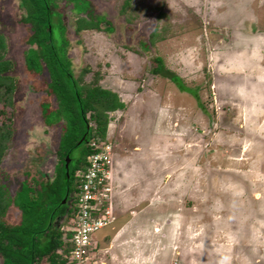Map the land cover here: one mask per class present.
<instances>
[{
	"label": "rangeland",
	"instance_id": "rangeland-1",
	"mask_svg": "<svg viewBox=\"0 0 264 264\" xmlns=\"http://www.w3.org/2000/svg\"><path fill=\"white\" fill-rule=\"evenodd\" d=\"M85 1L113 32L78 35L65 12L75 73L89 66L90 81L99 72L101 86L126 106L108 130L112 193L121 203L109 207L116 219L143 210L136 225L146 231L126 235L140 251H92L91 264H264V0H135L132 24L120 12L125 0ZM10 2L0 0V31L20 78L24 30ZM157 57L180 84L150 74ZM39 96L21 84L16 137L4 159L10 173L43 143V168L53 169L60 136L32 106ZM158 223V237H149ZM151 243L153 254L140 253Z\"/></svg>",
	"mask_w": 264,
	"mask_h": 264
},
{
	"label": "trees",
	"instance_id": "trees-1",
	"mask_svg": "<svg viewBox=\"0 0 264 264\" xmlns=\"http://www.w3.org/2000/svg\"><path fill=\"white\" fill-rule=\"evenodd\" d=\"M79 2H86L89 7L80 9ZM134 2L125 0L120 9L129 24L136 19ZM8 4L24 30L25 51L19 78L16 64L8 59L7 38L0 31V263L73 264L71 229L78 215L77 201L84 175L90 158L97 152L93 145L109 144L114 150L108 140L111 115L126 106L120 95L101 86L99 72L90 81L86 80L92 74L89 66L76 75L70 57L72 41L62 18H67V11L75 16L78 35L113 32V27L85 0H11ZM157 11L161 19L162 9ZM153 62L151 75L181 83L179 77L167 71L160 57ZM24 82L40 95L32 106L40 111L44 128L58 133L60 139L54 151L53 169L43 168L48 156L43 143L31 162L10 173L4 159L16 137L15 123L22 109L18 94ZM195 97L199 98L197 92ZM85 137L86 142L81 144ZM114 163L113 158L112 169Z\"/></svg>",
	"mask_w": 264,
	"mask_h": 264
},
{
	"label": "built area",
	"instance_id": "built-area-1",
	"mask_svg": "<svg viewBox=\"0 0 264 264\" xmlns=\"http://www.w3.org/2000/svg\"><path fill=\"white\" fill-rule=\"evenodd\" d=\"M97 152L90 158V167L84 175L78 195V215L71 230L73 264H89V249L92 236L111 226L113 216L109 202L112 198L113 147L109 144H94Z\"/></svg>",
	"mask_w": 264,
	"mask_h": 264
},
{
	"label": "crops",
	"instance_id": "crops-1",
	"mask_svg": "<svg viewBox=\"0 0 264 264\" xmlns=\"http://www.w3.org/2000/svg\"><path fill=\"white\" fill-rule=\"evenodd\" d=\"M116 170L117 169L114 166L112 169V181L111 182H113V180H114V175H115ZM111 204H112V206H114V204L115 205L121 204V203H119L118 197L113 196V193H112V198H111ZM142 212H143V210L139 211L138 213L135 211H132V212L127 211V212H125V214L123 216L120 215L116 219L115 223L111 226V229H109V231H107L106 233H103L101 235V237H96V240L93 241L92 251L97 252V251H103L104 250L106 253H108V252L112 253L115 250L116 252L119 253L118 256H120L121 254L128 255V252L130 250L140 251V247L138 246V244L137 243H132V244L129 243V241H128L129 238L126 237V235L130 234V236L132 235L133 239H136L137 237H140L139 235L146 232V231H143L142 226L139 227L136 225V222H138L137 217L142 215ZM133 227H134V229H132ZM150 227H151V225L149 226V228ZM154 228L155 229L153 231L152 230L148 231L149 232L148 234H150L149 237H152V238L154 236L158 237V235H159L158 233L161 232L162 227L158 223V224L154 225ZM109 237L111 238L110 240L108 239ZM164 238L165 237L163 236V239ZM152 244L153 243H151V247L149 249L147 248L145 251L140 252V253H145V254H149V255L153 254L154 252H151V251H153V248H154V246ZM147 250H150V251L147 253L146 252ZM156 253H158V252H156ZM91 256H92V254H91ZM92 259L93 258L91 257V260ZM134 259L136 260L135 257H134ZM139 260H140V262L143 261L142 258H139ZM129 261H131V259ZM102 264H105V263H102Z\"/></svg>",
	"mask_w": 264,
	"mask_h": 264
},
{
	"label": "clouds",
	"instance_id": "clouds-1",
	"mask_svg": "<svg viewBox=\"0 0 264 264\" xmlns=\"http://www.w3.org/2000/svg\"><path fill=\"white\" fill-rule=\"evenodd\" d=\"M113 154H114V153H113ZM77 202H78V201H77ZM110 204H111V201L109 202V205H110ZM77 207H78V206H77ZM114 223H115V222H114ZM114 223H113V224H114ZM113 224H112V225H113ZM112 225H111V226H112ZM109 227H110V226H109ZM107 228H108V227H107ZM105 229H106V228H105ZM71 230H72V229H71ZM103 230H104V229H103ZM101 231H102V230H101ZM96 234H97V233H96ZM92 248H93V241H92V245H91V247H90V249H89V258H90V259H89V264H91V261H92V260H91ZM90 250H91V252H90Z\"/></svg>",
	"mask_w": 264,
	"mask_h": 264
},
{
	"label": "water",
	"instance_id": "water-1",
	"mask_svg": "<svg viewBox=\"0 0 264 264\" xmlns=\"http://www.w3.org/2000/svg\"><path fill=\"white\" fill-rule=\"evenodd\" d=\"M84 142H86V137L83 139V141L81 142V144L84 143ZM68 168H69V159L67 160V164H66V176H67V177H68V175H69V174H68V170H69ZM66 200H67V199L64 200L65 203H66Z\"/></svg>",
	"mask_w": 264,
	"mask_h": 264
}]
</instances>
